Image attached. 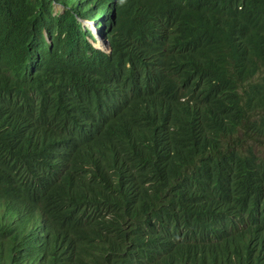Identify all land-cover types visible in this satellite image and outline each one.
I'll list each match as a JSON object with an SVG mask.
<instances>
[{
    "label": "trees",
    "instance_id": "obj_1",
    "mask_svg": "<svg viewBox=\"0 0 264 264\" xmlns=\"http://www.w3.org/2000/svg\"><path fill=\"white\" fill-rule=\"evenodd\" d=\"M261 139L264 0H0V264H264Z\"/></svg>",
    "mask_w": 264,
    "mask_h": 264
},
{
    "label": "clouds",
    "instance_id": "obj_2",
    "mask_svg": "<svg viewBox=\"0 0 264 264\" xmlns=\"http://www.w3.org/2000/svg\"><path fill=\"white\" fill-rule=\"evenodd\" d=\"M86 21L93 22V24L95 26L94 27L95 30L93 29V27H91L89 24H87ZM83 23L90 30L91 34L93 35V40L95 41V45H96V42H100V40L102 41V39L100 37V34H99V31H98V29H97V27H96V25H95V23H94L93 20H84ZM98 47H101L102 49H104V46L103 45L98 46ZM104 50H106V49H104Z\"/></svg>",
    "mask_w": 264,
    "mask_h": 264
},
{
    "label": "rangeland",
    "instance_id": "obj_3",
    "mask_svg": "<svg viewBox=\"0 0 264 264\" xmlns=\"http://www.w3.org/2000/svg\"><path fill=\"white\" fill-rule=\"evenodd\" d=\"M62 8L61 5L57 4L55 6V8ZM91 25H94L93 23H91ZM254 149L256 151V153L259 155V156H262L264 157V140L261 139L260 141H257L255 142V146H254Z\"/></svg>",
    "mask_w": 264,
    "mask_h": 264
},
{
    "label": "water",
    "instance_id": "obj_4",
    "mask_svg": "<svg viewBox=\"0 0 264 264\" xmlns=\"http://www.w3.org/2000/svg\"><path fill=\"white\" fill-rule=\"evenodd\" d=\"M100 42H102V45L104 46V49L110 50V46H109V42L108 41H105V43H104L103 41L100 40ZM97 46H100V45H97Z\"/></svg>",
    "mask_w": 264,
    "mask_h": 264
},
{
    "label": "bare ground",
    "instance_id": "obj_5",
    "mask_svg": "<svg viewBox=\"0 0 264 264\" xmlns=\"http://www.w3.org/2000/svg\"><path fill=\"white\" fill-rule=\"evenodd\" d=\"M86 23L89 24L91 27H93V29L95 30V28H94L95 26H94V25H91V23H93V22H91V21H86ZM99 43H100V42H99Z\"/></svg>",
    "mask_w": 264,
    "mask_h": 264
}]
</instances>
